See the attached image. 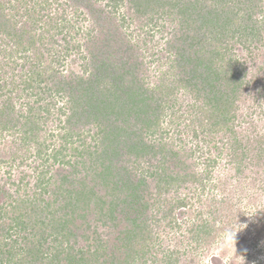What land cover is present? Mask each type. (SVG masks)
<instances>
[{
  "label": "rangeland",
  "instance_id": "374dc122",
  "mask_svg": "<svg viewBox=\"0 0 264 264\" xmlns=\"http://www.w3.org/2000/svg\"><path fill=\"white\" fill-rule=\"evenodd\" d=\"M180 1L187 15L177 0L171 5L162 0L143 14L129 0H0L5 5L2 15L19 14L15 31L27 30L28 42L36 37L33 46L17 55L25 59L10 63L2 50L13 49L15 39L9 37L10 30H0V119L36 114V125L28 127L39 126L26 140L23 121L9 123L0 132L1 235L7 238L12 216L19 213V198L31 200L37 192L34 200L43 205L42 199L52 198L67 175L77 183L65 190L84 183L106 202L115 203L116 220L99 219L93 204L75 213L70 228L80 242L76 248H94L100 240L107 249L102 259L112 252L124 257L119 238L126 228L135 227L137 236L125 248L132 256L139 252L134 264H264V5L256 17L263 30L260 38L247 45L237 37L230 40L227 57L235 60L234 67L218 59L217 67L223 64L225 71L213 86L234 88L231 74H237L243 85L236 99L229 98L231 105L222 103L224 110L214 112L206 96L214 87L206 85L207 91L199 92L204 85L191 82L193 61L179 60L183 50L190 58L195 53L188 32L198 25L197 17L186 12L191 7L188 1L195 0ZM34 4L35 24L25 17ZM204 5L212 6V0L195 3L196 13ZM101 49L105 65L99 68L103 79L97 83L105 91L95 92L89 85V95L113 102L107 101L110 107L105 104L95 116L87 109L88 100L78 96L82 87L76 77L92 79L102 61L97 62ZM90 56L95 60L91 62ZM38 60L42 76L26 81ZM124 60H130L129 65ZM133 79L142 93L147 90L144 97L151 107L142 111L159 115L158 121L145 122V116L139 120L137 116L144 114L140 104L134 108L133 103L125 105L131 99L122 102ZM157 105L159 112L153 110ZM109 119L141 133L157 148L156 153L138 156L125 150L114 158L118 169L103 181L90 154L96 145L100 152L103 149L104 136L96 133L106 130ZM117 178L144 180L138 199H129L132 204L126 202L131 186H116ZM36 182L45 189H36ZM34 207L24 212L35 218ZM81 213L88 214L86 222L77 217ZM32 226L27 233H18L29 236L28 242L41 236H33L38 227ZM229 228L237 232L235 241L224 243ZM22 242L20 238L17 246H25Z\"/></svg>",
  "mask_w": 264,
  "mask_h": 264
},
{
  "label": "trees",
  "instance_id": "16d2710c",
  "mask_svg": "<svg viewBox=\"0 0 264 264\" xmlns=\"http://www.w3.org/2000/svg\"><path fill=\"white\" fill-rule=\"evenodd\" d=\"M132 5L136 6V10L143 14L147 11L150 5H157L162 0H129ZM170 1V5L173 0ZM207 0H195V2L188 1L190 4V8L187 7L186 12L190 11V17L193 15L196 16V24L198 25L194 27L195 19H193V27L191 31L189 30L191 40L193 41V48L195 49V53L190 58V52L187 50H183L179 54L180 61H193V68L191 69V82L195 83L202 82L204 85L199 92H206V85H210L212 87L213 83L219 80L220 76L224 73L225 66L222 64L220 67H217L218 59L219 62L227 64V67L232 68L236 65L235 60L227 57L228 51L230 50V40L237 37L239 41L243 42L245 45L251 44L256 38H260V34L262 33V28L259 26V22L256 19L257 15L262 11V7L264 5V0H212V6H203L202 10L196 13V8H194L195 3L204 4ZM175 4L179 5L180 11L185 14V9L180 0H177ZM31 8V10H27L25 17H27V21H33L34 24L37 22V5ZM4 4L0 3V30H4L3 32L10 30L9 37L14 40V48L13 49H5L2 50L6 54V58L10 59L13 63H15L19 59H25V56H17L22 54L23 50H28L31 46L36 43V37L33 36L30 41H27V30L23 29L20 31H15L17 26V18L16 16L19 14L11 15L9 18L6 14L2 15V10L4 8ZM134 6V7H135ZM14 10H18L17 7H13ZM194 10V12H192ZM205 10V12H203ZM153 12V10H151ZM200 17V18H199ZM66 21V20H65ZM67 23V22H66ZM193 29L194 34H192ZM188 31V29H187ZM187 34V32H185ZM88 35V34H87ZM41 37V36H40ZM42 38V37H41ZM40 38V39H41ZM27 41V42H26ZM67 41V39H66ZM24 42L26 43L25 47H23ZM70 44V43H69ZM71 45L68 47V49ZM77 47V46H76ZM22 48V50H21ZM81 46L79 45L80 49ZM70 51V50H69ZM22 52V53H21ZM104 50H99L100 56L97 59L98 70L95 75L92 76V79H86L85 77H76L79 85L82 87V90L78 92V96L80 98H86L88 100L87 109L89 113L94 114L95 116L100 115V113L106 108L105 104L107 101H111L110 99L105 98V96H97L92 97L89 95L90 86L94 87V90H98L99 92H104V89H100V84H98L99 79H103L101 75L100 67H104L103 59H104ZM41 53L38 54L37 57H40ZM82 57V56H81ZM227 57V58H226ZM82 59L87 60V56H83ZM89 60L92 62L95 60L93 56H90ZM130 62V60H124V65ZM40 61L38 60L33 68L34 70L29 71L28 80L32 81L35 77H40L41 72L38 68ZM115 65L116 69L119 67L117 64ZM120 68V67H119ZM193 72L197 73L194 74ZM232 81L231 83L235 84L234 88H231L230 85H223L221 82L220 89L214 87L212 91L207 93V104H212V109L214 112L223 111L222 103H226L231 105L229 98L233 100L237 97V91L240 90L242 84L241 79L237 78L238 75L231 74ZM62 83V82H61ZM127 85L128 88L125 90L126 96L122 98V102H127L131 99L132 102L126 103L125 105H132L134 108H139L143 115H138V119L142 120L141 116H145L143 120L145 122H153L158 121L159 115L156 117L150 116V114L145 113L146 111H142L143 108L151 107L148 99L144 97L147 94V90L142 93L140 91L141 87L138 82H135L134 79ZM229 83V82H228ZM125 83H121V90ZM88 85V86H87ZM90 85V86H89ZM30 86V84H29ZM117 86V85H116ZM197 87V86H195ZM233 87V86H232ZM111 91V88L108 89ZM204 95V94H203ZM212 95V96H210ZM112 97V96H111ZM122 97V96H121ZM211 97V98H209ZM78 99V98H77ZM75 99V100H77ZM105 99V100H104ZM138 99V101H137ZM107 105V104H106ZM111 103L107 105V108L110 107ZM11 109V107H10ZM40 109V108H39ZM47 109V108H45ZM159 112L160 107L157 105L153 110ZM152 110V109H151ZM34 111L32 108L29 113ZM33 114V113H32ZM11 115V114H10ZM10 115L7 118H10ZM224 114H220L222 116ZM73 115L70 116V118ZM74 117V116H73ZM72 117V118H73ZM227 122L229 121L226 119ZM22 122L23 121V139L26 140L29 137V134L36 131V128L28 127L29 123L35 124L37 123L36 114L28 116H20L11 118L10 121H7L6 118L0 119V132L4 129L7 130L9 127V123ZM109 127H106V130H101L96 133L97 136L100 137L102 134L104 137L101 138L100 144L104 145L103 149L99 150V145H96V149L90 155H93L92 158L94 161V165H96L95 172L99 170L98 177L101 179H106L109 175H112L115 170L118 169L117 164H114V158L118 155H122V152L127 150L128 154L141 155L144 152L156 153V145L148 144L144 136L141 133L137 134L136 130L128 131L121 124H117L116 122H112L111 119L108 120ZM158 123V122H157ZM103 121H99V127L103 126ZM216 124V123H215ZM157 125V124H156ZM100 161H103L100 164ZM76 172V171H75ZM64 178L62 180V184L56 188L54 196L48 199H42L43 205L37 200H34L35 195L37 196V192H35L34 197L30 199H20L19 204L16 206L19 211L18 214L12 216V224L10 225L9 230H7V238L4 235L0 234V237H4L5 242L3 244L0 243V264H134L136 257L138 256V251H133L135 256H132L130 253H127L125 250L126 247H129L134 241L136 235L135 227L126 228L120 236V242L122 243L119 247V250H123V256H119V254L112 252L110 255L106 256V259H102L103 256L107 254L106 246L104 247L102 241L98 240V244L92 248L91 246L86 250L82 246L80 248H76L79 245V240L70 228V225L73 223L74 218H76L75 213L77 211H83L85 207H89L91 204L96 207L98 211V215H100L99 219H115V203L114 201L106 202L103 197H101L94 189V187H87V184L79 185L81 187H70L68 190L66 189V185L74 186L77 182L73 180H69L67 175H63ZM135 180L131 178H117L115 181V185H121L122 188L131 186L132 190L130 193L126 195L127 204H132L129 202V199H138V189H140L141 184L144 180L140 179L138 182L134 183ZM138 183V184H137ZM105 184V183H103ZM65 185V186H64ZM36 189L44 190L45 187L42 188V184L40 182L35 183ZM105 186V185H103ZM109 188L108 186H105ZM134 189V190H133ZM61 190V191H59ZM136 190V191H135ZM1 194V192H0ZM40 194L44 195V193ZM39 204V205H37ZM59 204V207H58ZM35 205L32 214H26L24 211L30 206ZM85 206V207H84ZM108 206V208H106ZM58 207V208H57ZM1 211V209H0ZM85 211V210H84ZM130 212L127 213V217ZM133 214V213H131ZM87 213L79 214L77 217L80 220L86 222L87 221ZM34 219V221H27L26 219ZM108 221V220H107ZM138 221L137 218L134 220ZM33 225V226H32ZM32 226L34 228L38 227L37 234L33 236L40 235V238H35L30 242L29 236H19L18 233H27L28 228ZM204 230L207 229V226H201ZM142 231V228L140 229ZM208 231V230H207ZM76 236V240L74 243H71L72 237ZM22 238L25 246L18 247L19 240ZM90 236H87L89 239ZM47 244V247H46ZM127 253V254H126ZM130 259L132 261L130 262Z\"/></svg>",
  "mask_w": 264,
  "mask_h": 264
},
{
  "label": "clouds",
  "instance_id": "9594fccd",
  "mask_svg": "<svg viewBox=\"0 0 264 264\" xmlns=\"http://www.w3.org/2000/svg\"><path fill=\"white\" fill-rule=\"evenodd\" d=\"M236 233L237 232H235L231 228L227 229L223 237L224 243H232L233 241H235Z\"/></svg>",
  "mask_w": 264,
  "mask_h": 264
}]
</instances>
